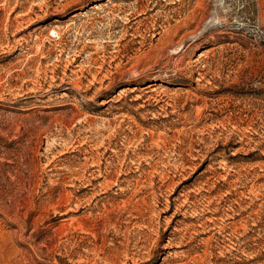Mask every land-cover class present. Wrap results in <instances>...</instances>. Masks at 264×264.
Wrapping results in <instances>:
<instances>
[{
	"label": "rangeland",
	"instance_id": "1",
	"mask_svg": "<svg viewBox=\"0 0 264 264\" xmlns=\"http://www.w3.org/2000/svg\"><path fill=\"white\" fill-rule=\"evenodd\" d=\"M0 264H264V0H0Z\"/></svg>",
	"mask_w": 264,
	"mask_h": 264
}]
</instances>
